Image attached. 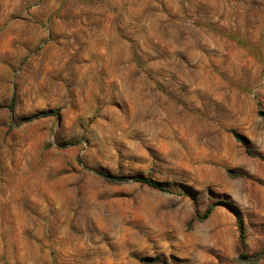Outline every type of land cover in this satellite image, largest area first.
Returning <instances> with one entry per match:
<instances>
[{
	"label": "rangeland",
	"instance_id": "obj_1",
	"mask_svg": "<svg viewBox=\"0 0 264 264\" xmlns=\"http://www.w3.org/2000/svg\"><path fill=\"white\" fill-rule=\"evenodd\" d=\"M144 263L264 264V0H0V264Z\"/></svg>",
	"mask_w": 264,
	"mask_h": 264
},
{
	"label": "trees",
	"instance_id": "obj_2",
	"mask_svg": "<svg viewBox=\"0 0 264 264\" xmlns=\"http://www.w3.org/2000/svg\"><path fill=\"white\" fill-rule=\"evenodd\" d=\"M9 107L12 108V104ZM37 115L38 116L35 115L34 117H27L25 119H22L21 121L30 120L32 118L51 116V115L55 116L57 119H60V117H61L58 109L47 110V111H44V112L37 114ZM96 174L99 175L100 177H102L103 179L110 181V182H114L115 179H119L122 181H134V182H140V183L147 184V185L154 187V188H157L159 190H167V188L165 186H163L160 182L155 181L148 176L140 175V176H133V177L116 178L115 176H112L111 174L106 173V172H102V171H96ZM190 196L193 197L191 194H190ZM218 203H222V202L219 201V202H215V203L208 205L202 213L196 212V217L199 220L206 219L211 214V212L213 211L215 205ZM223 203L225 205H227L235 215L237 226H238V231H239L240 243L242 246H244V244H245L244 224H243L242 217H241L239 211L237 210V208H235V206H233L232 204H228L226 202H223ZM144 264H149V263H144Z\"/></svg>",
	"mask_w": 264,
	"mask_h": 264
}]
</instances>
